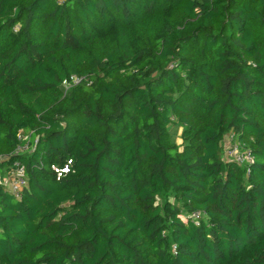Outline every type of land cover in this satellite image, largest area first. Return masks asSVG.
<instances>
[{
  "label": "trees",
  "instance_id": "trees-1",
  "mask_svg": "<svg viewBox=\"0 0 264 264\" xmlns=\"http://www.w3.org/2000/svg\"><path fill=\"white\" fill-rule=\"evenodd\" d=\"M16 165L0 264H264V0H0Z\"/></svg>",
  "mask_w": 264,
  "mask_h": 264
},
{
  "label": "built area",
  "instance_id": "built-area-1",
  "mask_svg": "<svg viewBox=\"0 0 264 264\" xmlns=\"http://www.w3.org/2000/svg\"><path fill=\"white\" fill-rule=\"evenodd\" d=\"M84 78L78 76H72L70 80L65 84V92L67 93L75 85H79L83 82ZM19 138L23 139L21 135ZM229 144L227 146L226 155L236 161L237 163H248L252 161L250 154L241 151L239 144L233 143V135H229ZM27 147L23 146L21 150H26ZM53 170L57 175V179L60 180L71 170V161L66 163L62 167L53 166ZM27 184L24 177V169L20 165L15 166L14 171L7 172L6 175L0 176V185H3L11 190V192L18 198L21 197V192L24 186ZM198 218V215L195 216Z\"/></svg>",
  "mask_w": 264,
  "mask_h": 264
},
{
  "label": "rangeland",
  "instance_id": "rangeland-1",
  "mask_svg": "<svg viewBox=\"0 0 264 264\" xmlns=\"http://www.w3.org/2000/svg\"><path fill=\"white\" fill-rule=\"evenodd\" d=\"M181 142V141H180Z\"/></svg>",
  "mask_w": 264,
  "mask_h": 264
}]
</instances>
